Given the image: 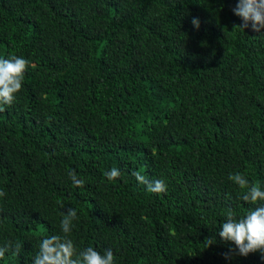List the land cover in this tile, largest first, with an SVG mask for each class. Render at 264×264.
I'll return each instance as SVG.
<instances>
[{
    "label": "trees",
    "instance_id": "1",
    "mask_svg": "<svg viewBox=\"0 0 264 264\" xmlns=\"http://www.w3.org/2000/svg\"><path fill=\"white\" fill-rule=\"evenodd\" d=\"M237 3L0 0V58L30 62L0 112V245L22 243L0 264H32L69 208L77 250L116 264H264L218 235L229 209L264 206L228 179L264 190V29L234 27Z\"/></svg>",
    "mask_w": 264,
    "mask_h": 264
},
{
    "label": "clouds",
    "instance_id": "2",
    "mask_svg": "<svg viewBox=\"0 0 264 264\" xmlns=\"http://www.w3.org/2000/svg\"><path fill=\"white\" fill-rule=\"evenodd\" d=\"M233 14L241 18L242 24L234 27L244 30L251 27L252 31L260 33L264 29V0H238L236 7L232 9ZM194 28H199L198 18L191 21ZM30 62L22 56L10 54L7 58H0V112L6 110L5 106H11L17 93L23 87L24 74L28 70ZM69 178L74 187H84V181L77 177L75 170H70ZM111 182L117 180L121 173L116 167L103 173ZM139 184H143L146 190L156 195L166 194L167 185L163 179L148 180L140 172H133ZM228 179L243 191L240 199L246 203L256 205L264 201V190L259 183L250 184L246 176L240 172L230 174ZM7 193L0 189V198ZM57 204L64 208L61 200ZM2 211V209H0ZM60 229L62 234H54L41 240L39 251L32 259V264H116V257L111 248L105 249L103 253L93 247L77 250L70 238L74 228V221L79 219L77 210L69 208L67 212L61 213ZM221 240L230 242L235 246V251L240 256L250 253H264V206L249 209L246 214L237 218L231 209L226 213V219L221 224L218 232ZM214 243V239H206L205 247ZM22 250L21 242L6 241L0 245V259L6 253L11 252L18 257ZM230 251H232L230 249ZM225 258L228 255L225 254Z\"/></svg>",
    "mask_w": 264,
    "mask_h": 264
}]
</instances>
